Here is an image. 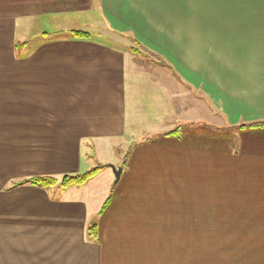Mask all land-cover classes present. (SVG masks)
<instances>
[{
  "label": "crops",
  "instance_id": "obj_1",
  "mask_svg": "<svg viewBox=\"0 0 264 264\" xmlns=\"http://www.w3.org/2000/svg\"><path fill=\"white\" fill-rule=\"evenodd\" d=\"M78 12L164 64L137 68L102 34L33 33ZM261 122L264 0H0V264H264V127L238 129ZM90 152L106 167L85 185L13 187L77 175ZM109 165L122 168L118 183L127 175L121 195L133 209L172 202L168 186L184 203L203 179L219 199L228 187L229 204L192 217L178 248L165 247L151 238L153 217L115 216ZM106 234L138 238L103 243Z\"/></svg>",
  "mask_w": 264,
  "mask_h": 264
},
{
  "label": "rangeland",
  "instance_id": "obj_2",
  "mask_svg": "<svg viewBox=\"0 0 264 264\" xmlns=\"http://www.w3.org/2000/svg\"><path fill=\"white\" fill-rule=\"evenodd\" d=\"M42 26L37 29V25L32 29L35 28L33 33L37 34L39 32H43L49 35L54 34L55 32L60 31L59 35L62 37H69L68 32L71 30H80L84 32H88L91 34H102L105 38L115 39L117 42L114 43L120 44L118 47H123V49L128 51V48H134L138 51L139 55L136 56L132 55L129 51V58L133 60L134 65L137 68H152L154 67V62L158 63L159 61L164 62L158 56L150 52L149 50L145 49L136 39L130 34H117L113 33L106 24L101 23V21L94 17L92 14L88 13H70V14H59L57 16H49L44 19ZM64 25H71V26H64ZM58 27V28H56ZM69 27V28H68ZM72 28V29H71ZM60 29V30H58ZM58 30V31H56ZM110 40V39H109ZM153 60V61H152ZM159 64V63H158ZM160 65V64H159ZM134 141H138V138H133ZM162 145H158L161 147ZM164 147V146H163ZM121 153H119V157L124 154V147L121 148ZM161 156H167V154L162 150L159 149L158 152ZM87 164L89 167L86 170L79 174H83L88 172L89 170L99 166L98 159L96 160L95 154L86 153ZM125 160L121 159L123 162ZM128 160V159H126ZM127 162V161H126ZM161 166V163L159 161ZM132 165V162L130 166ZM113 173V172H112ZM114 177V174H113ZM127 179V175L123 174L122 179L116 185H114L115 178L112 179L110 183V195L113 198L112 207L115 209L114 214L115 216H119L122 214V218L128 217L132 215L133 207L129 206L131 196H122L121 192L125 185ZM102 180V179H100ZM211 180H196L192 181L188 190L184 188V203H182V195H181V188L176 187H167V190H170L174 196V200L172 202H167V200L163 197H158L155 201L149 204L136 205L133 209L134 214L145 215L147 217H153L151 220L150 225L147 224V227H150L149 231L152 232L151 238L159 240V238H166L168 241V245L165 247L169 248H178L182 235L186 234L191 227L189 224L192 220V217H199V216H206L210 212V208L215 206H221L223 204H229V193L228 187H223L222 194L220 199L218 198V194H214V190L211 186ZM178 193V194H177ZM129 206V207H128ZM141 206V207H140ZM140 207V208H139ZM190 219V220H189ZM114 219H111L113 221ZM99 221V220H98ZM97 221V222H98ZM189 221V224H188ZM96 222V221H95ZM183 223V225H181ZM141 226H144L143 220H141ZM101 229V228H100ZM128 229H122V231H127ZM165 233H173L175 236L165 235ZM143 237V236H142ZM148 237V236H147ZM120 240V244H127L129 240H133L138 238V235L133 234H120V235H112L106 234L101 235V239L103 243H107L109 240L113 242H117ZM134 241V240H133ZM137 242V241H134ZM178 245V246H177ZM153 247V246H152Z\"/></svg>",
  "mask_w": 264,
  "mask_h": 264
},
{
  "label": "trees",
  "instance_id": "obj_3",
  "mask_svg": "<svg viewBox=\"0 0 264 264\" xmlns=\"http://www.w3.org/2000/svg\"><path fill=\"white\" fill-rule=\"evenodd\" d=\"M60 31L55 32L53 35H59ZM68 36L72 39H76V40H93V39H97L99 35L97 34H91L88 32H84V31H80V30H71L70 32L67 33ZM45 35H49L46 34ZM25 43H15V47L18 46H22ZM128 51L136 56L137 54L139 55L138 51L135 50L134 48H128ZM160 64H164L163 62L159 61ZM264 127V122L261 123H253V124H248V125H241L238 127V129H259V128H263ZM180 128L177 127L174 130L162 135L163 137H175V136H179L180 134ZM128 155V154H127ZM106 166H97L91 170H89L86 173L83 174H77V175H65L63 176L61 179H55V178H49V177H34V178H30L27 179L25 181L16 183L13 185L17 186L20 184H30L36 187H40V188H50V187H60L61 189H66L68 187L71 186H82L85 185L89 180H91L99 170L104 169ZM110 204V197L107 198V200L104 202L99 215L102 214L107 207ZM87 238L90 241H94L97 240L98 237V230H97V225L93 224L91 226H89L87 228Z\"/></svg>",
  "mask_w": 264,
  "mask_h": 264
},
{
  "label": "water",
  "instance_id": "obj_4",
  "mask_svg": "<svg viewBox=\"0 0 264 264\" xmlns=\"http://www.w3.org/2000/svg\"><path fill=\"white\" fill-rule=\"evenodd\" d=\"M109 167L112 169V172L114 174V184H117L119 179H120V176H121V173H122V168L121 167H115L113 165H109Z\"/></svg>",
  "mask_w": 264,
  "mask_h": 264
}]
</instances>
